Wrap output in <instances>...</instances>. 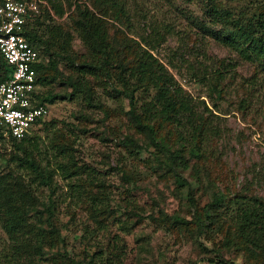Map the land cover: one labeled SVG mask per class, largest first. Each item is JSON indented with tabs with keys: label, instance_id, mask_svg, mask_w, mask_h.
I'll return each instance as SVG.
<instances>
[{
	"label": "rangeland",
	"instance_id": "374dc122",
	"mask_svg": "<svg viewBox=\"0 0 264 264\" xmlns=\"http://www.w3.org/2000/svg\"><path fill=\"white\" fill-rule=\"evenodd\" d=\"M44 1L48 10L42 13L49 14L51 25L59 26L63 35L71 29L70 16L77 6L97 14L93 0H51L62 3V17L53 13L49 0ZM114 1L126 12L128 23L115 20L116 8L110 2L99 4L110 37L125 34L140 42L153 30L158 31L164 41L154 54L186 94L196 103L203 100L219 116L216 124L220 138L206 142L201 159L190 158L183 171L196 206L204 208L216 193L227 198L256 196L264 202V78L257 64L241 60L213 37L212 31H222L229 24L225 25L224 20L215 26L206 23V17H210L206 14V0ZM216 1L241 22L257 14L264 3ZM39 29L47 32L45 26ZM70 32L74 60H87L81 38L75 31ZM41 57L43 63L48 62V56ZM219 61L234 64L235 68L228 70L225 94L212 101L206 87L198 84L186 67L201 65L214 70ZM59 69L66 73L63 63ZM254 78L257 85L253 87L250 80ZM84 81L88 92L76 93L72 100L68 94L71 90L66 91V96L56 84L38 89L42 95L51 89L57 96L47 104L46 125L33 132L25 149L41 168L53 171L52 193L33 181V186L29 185L30 172L18 165L23 154L6 138L0 139V177H4L0 210L6 207L3 203L9 195L22 196L12 208L31 229L23 232L22 241L32 249H23L21 262L15 260L14 264H71L67 258L85 264L91 260V264H246V251L226 241L223 232L196 238L191 229L173 227L163 218L166 215L191 220L193 208L187 202V188L177 185L161 168L160 157H156L152 146L137 153L119 145L124 136L143 140L125 117L127 100L113 90L119 83L100 73L86 75ZM169 138L175 141L173 136ZM189 147L187 144L183 148L186 158ZM60 165H67V172H62ZM35 227L47 231L43 259L34 256ZM12 245L0 223V252L11 254Z\"/></svg>",
	"mask_w": 264,
	"mask_h": 264
},
{
	"label": "trees",
	"instance_id": "16d2710c",
	"mask_svg": "<svg viewBox=\"0 0 264 264\" xmlns=\"http://www.w3.org/2000/svg\"><path fill=\"white\" fill-rule=\"evenodd\" d=\"M39 1V13L28 19L24 33L26 41L34 47L40 57L45 55L49 58L47 63L41 60L34 68L36 84L39 88L56 84L62 87L61 93L64 95L70 89L71 92L68 94L69 99L72 100L76 97V93L88 92L84 83L86 75L96 76L100 73L108 80L117 81L119 86H113L114 92L118 96H123L128 102L125 117L135 133L143 138L137 140L131 135L124 136L119 140V145L125 148L131 147L137 153L142 148L152 146L156 157H160L161 168L170 173L177 185L187 188V202L193 208L191 220L166 215L163 218H167L173 227L191 229L197 235L196 238H205L210 232H223L226 241L235 245L237 243L246 251V264H264V202L260 198L243 195L227 198L222 193H216L214 199L200 209L191 196V187L184 178L183 171L188 167L187 161L190 158L201 159V150L206 142L213 137L220 138L221 131L216 124L219 116L214 115L203 100L196 103L186 94L174 75L154 54L163 43L164 37L153 30L154 33L141 38L140 42H135L125 34H115L111 38L108 23L102 19L104 10L98 5L110 2V6L116 8L115 20H124L128 23V16L117 1L93 0L92 4L97 14L77 6L74 15L70 16L72 23L70 30L79 35L88 56L87 60L76 63L69 45L73 38L70 30L63 35L59 26L51 25L52 19L49 14L46 11L45 14L42 13V10L47 9L46 3L44 0ZM49 5L56 16L64 15L62 3L49 0ZM205 7L206 14L210 15L206 17L209 26H215L221 20H224L225 25L229 24L219 32L210 30L213 37L236 53L241 60L257 64L258 71L264 78V3L257 14L254 13L248 21L246 20L247 23L233 19L231 13L221 8L216 0H206ZM41 26H45L47 32L40 31ZM205 27L206 25H203V28ZM128 50H131V53H128ZM180 58L183 60V57ZM60 63L64 64L66 73L59 69ZM217 64L218 68L214 70H208L201 65L194 67L188 64L186 67L187 73L198 84L206 87L208 97L212 101L220 99L225 94L224 82L227 73L230 72L228 70L235 68L231 63L223 64L219 61ZM169 66L175 67L171 63ZM10 72L11 68L0 55V83ZM250 84L256 86L257 80L251 79ZM56 96L57 93L52 92L51 89L44 95L37 92V105L47 110V104H51ZM199 105L202 107L200 111ZM239 105L241 108L243 102L241 101ZM213 106L216 108L217 104L214 102ZM44 121L45 117L41 120V125H46ZM170 136H173L175 141H170ZM32 137L28 136L20 141L11 137L6 139L18 153L23 154L18 158V165L21 168L25 166L24 169L30 172L32 179L29 185L33 186V181L52 193L53 171L41 168L26 153L25 144ZM0 139H5L1 133ZM176 143L181 146L176 148ZM187 144L190 145L188 158L183 152ZM162 156H165V159ZM59 168L62 172H67L68 166L60 165ZM3 178L0 177V186ZM21 199L22 196L16 198L14 194L9 195L3 203L6 207L3 211L0 210L2 229L10 236L13 244L11 254L0 252V264H14L15 260L21 262L25 254L23 249H32V245L29 246L22 241L23 232L30 231V225L25 223V218L12 208L14 203ZM35 229L37 245L33 247L34 256L43 259L44 237L47 231L40 227ZM67 260L71 264H85L69 258ZM91 262L92 260L90 264Z\"/></svg>",
	"mask_w": 264,
	"mask_h": 264
},
{
	"label": "built area",
	"instance_id": "2783aa9c",
	"mask_svg": "<svg viewBox=\"0 0 264 264\" xmlns=\"http://www.w3.org/2000/svg\"><path fill=\"white\" fill-rule=\"evenodd\" d=\"M39 0L0 1V55L11 68L0 83V133L20 141L41 126L48 111L37 105L35 66L38 52L25 37L28 19L39 13Z\"/></svg>",
	"mask_w": 264,
	"mask_h": 264
}]
</instances>
